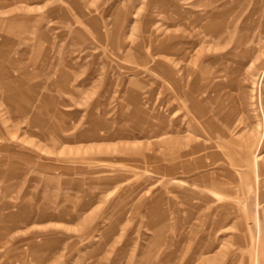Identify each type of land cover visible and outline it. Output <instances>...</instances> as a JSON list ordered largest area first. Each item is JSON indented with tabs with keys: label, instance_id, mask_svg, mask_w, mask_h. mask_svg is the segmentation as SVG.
<instances>
[{
	"label": "rangeland",
	"instance_id": "1",
	"mask_svg": "<svg viewBox=\"0 0 264 264\" xmlns=\"http://www.w3.org/2000/svg\"><path fill=\"white\" fill-rule=\"evenodd\" d=\"M0 264H264V0H0Z\"/></svg>",
	"mask_w": 264,
	"mask_h": 264
}]
</instances>
